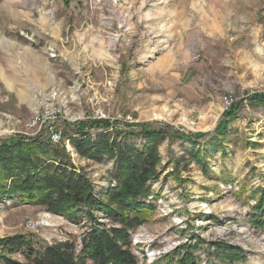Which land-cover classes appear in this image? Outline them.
<instances>
[{"label": "rangeland", "instance_id": "1", "mask_svg": "<svg viewBox=\"0 0 264 264\" xmlns=\"http://www.w3.org/2000/svg\"><path fill=\"white\" fill-rule=\"evenodd\" d=\"M252 94L264 96V0H0V142L60 129L59 144L100 194L114 161L80 158L67 125L166 131L145 201L153 211L131 234L138 264H169L184 246L188 264H264V105ZM52 110L56 120L29 127ZM87 227L0 200V239L79 248Z\"/></svg>", "mask_w": 264, "mask_h": 264}, {"label": "trees", "instance_id": "2", "mask_svg": "<svg viewBox=\"0 0 264 264\" xmlns=\"http://www.w3.org/2000/svg\"><path fill=\"white\" fill-rule=\"evenodd\" d=\"M250 99L264 105L263 95L252 94ZM232 109L225 112L227 116L235 113ZM109 127L111 132H107ZM67 128L72 133L69 144L80 158L96 163L114 161L107 189L95 193L91 181L73 165L62 144L52 145L49 137H18L0 142V200L14 198L42 207L71 224L85 222L88 227L80 247L71 241L37 243L31 235L5 237L0 239V264H138L131 251V234L153 211L145 201L151 195V183L157 180V148L167 138L166 131L146 125L123 129L100 120ZM99 128H106L104 134L91 137L89 132ZM119 133L124 141L118 140ZM135 135L140 137V146L129 138ZM176 136L193 142L191 135ZM62 137L66 139L63 133ZM199 156V151L193 154L202 164ZM259 211L264 212V206ZM259 224L263 226L264 219ZM188 248L167 254L169 264H188ZM14 255L22 261L12 259Z\"/></svg>", "mask_w": 264, "mask_h": 264}, {"label": "built area", "instance_id": "3", "mask_svg": "<svg viewBox=\"0 0 264 264\" xmlns=\"http://www.w3.org/2000/svg\"><path fill=\"white\" fill-rule=\"evenodd\" d=\"M231 99L230 101L225 99V109L228 110L231 107ZM60 112L57 111H50V112H44L42 113V115L36 116L35 118H33V120L31 121V123L29 124V127L34 128L37 127L38 131L40 130L41 126L43 124H45L47 121H54L59 117ZM49 139L51 140V142L53 144H59L60 142H62L63 137H62V131L60 129H50V133H49ZM28 226L31 229H35L36 225L34 223L29 222Z\"/></svg>", "mask_w": 264, "mask_h": 264}]
</instances>
